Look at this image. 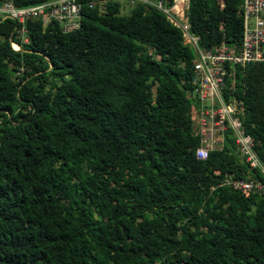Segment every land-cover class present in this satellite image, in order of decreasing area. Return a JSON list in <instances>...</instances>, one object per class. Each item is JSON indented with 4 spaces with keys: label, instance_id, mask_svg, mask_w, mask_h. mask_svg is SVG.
<instances>
[{
    "label": "trees",
    "instance_id": "1",
    "mask_svg": "<svg viewBox=\"0 0 264 264\" xmlns=\"http://www.w3.org/2000/svg\"><path fill=\"white\" fill-rule=\"evenodd\" d=\"M77 1L78 27L28 18L26 41L0 17V264H264V191L221 183L258 172L229 128L195 156L180 28L156 0ZM240 4L189 0V31L238 46ZM222 92L264 165V61L236 65Z\"/></svg>",
    "mask_w": 264,
    "mask_h": 264
},
{
    "label": "built area",
    "instance_id": "2",
    "mask_svg": "<svg viewBox=\"0 0 264 264\" xmlns=\"http://www.w3.org/2000/svg\"><path fill=\"white\" fill-rule=\"evenodd\" d=\"M153 4L180 28L183 42L194 51L190 82L191 93L197 101L191 110L194 130L199 137L194 149L195 156L205 158L209 149L221 145L223 131L229 128L240 157L249 168L258 172V176L255 173L239 177L226 176L221 183L243 194L263 192L264 165L257 157L252 136L242 127L240 101L231 94L225 98L222 91L225 80L232 76L236 65L264 61V0H241L242 29L238 46L221 43L210 48L201 46L198 37L189 31V0H156ZM0 17H9L19 23L20 38L26 41V19L40 17L43 23L50 18L56 19L61 30L67 31L78 27L80 8L77 0H46L24 5L1 0ZM9 43L12 48H18L16 42L10 40Z\"/></svg>",
    "mask_w": 264,
    "mask_h": 264
},
{
    "label": "rangeland",
    "instance_id": "3",
    "mask_svg": "<svg viewBox=\"0 0 264 264\" xmlns=\"http://www.w3.org/2000/svg\"><path fill=\"white\" fill-rule=\"evenodd\" d=\"M119 1H122V3H123V8H122L121 12L127 13L131 7L130 2L126 1V0H119ZM100 7H102V5H100Z\"/></svg>",
    "mask_w": 264,
    "mask_h": 264
},
{
    "label": "water",
    "instance_id": "4",
    "mask_svg": "<svg viewBox=\"0 0 264 264\" xmlns=\"http://www.w3.org/2000/svg\"><path fill=\"white\" fill-rule=\"evenodd\" d=\"M205 118H208L207 115H205Z\"/></svg>",
    "mask_w": 264,
    "mask_h": 264
}]
</instances>
